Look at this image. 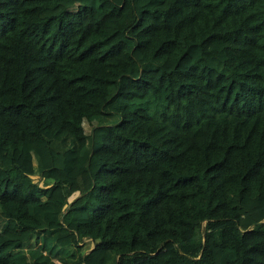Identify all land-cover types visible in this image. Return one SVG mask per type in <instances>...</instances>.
<instances>
[{
  "label": "trees",
  "instance_id": "obj_1",
  "mask_svg": "<svg viewBox=\"0 0 264 264\" xmlns=\"http://www.w3.org/2000/svg\"><path fill=\"white\" fill-rule=\"evenodd\" d=\"M0 219V264H264V0H0Z\"/></svg>",
  "mask_w": 264,
  "mask_h": 264
},
{
  "label": "rangeland",
  "instance_id": "obj_2",
  "mask_svg": "<svg viewBox=\"0 0 264 264\" xmlns=\"http://www.w3.org/2000/svg\"><path fill=\"white\" fill-rule=\"evenodd\" d=\"M116 116L115 115H104L103 118H102V121L106 122V121H112L113 119H115ZM23 168L32 173L33 175H36V170H35V165H34V161L33 160H29V161H26L22 164ZM82 175H84V173H82ZM84 181H85V184L87 185L88 183V180L87 178H84ZM1 219H0V223H1ZM74 247H70L68 250H64L62 247H59L55 253L53 254V259L55 261V264H62L61 263V257L63 258H67L69 255L67 254V252H70L71 250H73Z\"/></svg>",
  "mask_w": 264,
  "mask_h": 264
},
{
  "label": "water",
  "instance_id": "obj_3",
  "mask_svg": "<svg viewBox=\"0 0 264 264\" xmlns=\"http://www.w3.org/2000/svg\"><path fill=\"white\" fill-rule=\"evenodd\" d=\"M259 222V221H258Z\"/></svg>",
  "mask_w": 264,
  "mask_h": 264
}]
</instances>
